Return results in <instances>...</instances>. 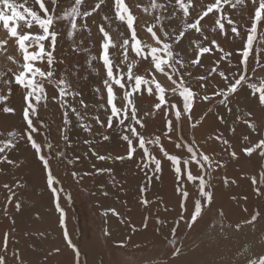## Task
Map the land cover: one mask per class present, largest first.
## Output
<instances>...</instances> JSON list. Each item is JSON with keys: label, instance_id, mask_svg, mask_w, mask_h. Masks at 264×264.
<instances>
[{"label": "rangeland", "instance_id": "1", "mask_svg": "<svg viewBox=\"0 0 264 264\" xmlns=\"http://www.w3.org/2000/svg\"><path fill=\"white\" fill-rule=\"evenodd\" d=\"M108 1H111L112 8L115 14V0H105V2ZM13 2L20 4L24 3V0H13ZM73 2L74 0H57V3L55 5V16H61L65 9L69 8ZM94 2L95 0H85V5L94 4ZM153 2L157 4H164L165 8H153ZM209 2H211V0H185V3H188L190 5V15L186 18L187 21L190 22L192 16L200 13L204 9L205 5H207ZM44 3L51 12L53 8L51 0H44ZM124 3L130 8L133 16L136 18L134 21V28L136 29L137 33L139 30H141V21H147L149 24H151L156 20L157 17H163L165 25H171V28H169L170 31L173 29L182 30L184 27L185 18L183 15V11L179 8V5L175 3V0H124ZM247 3L250 2L247 0ZM25 6L32 8V10L37 11L38 14L43 16V12L41 9H39V5L35 3V0H27ZM84 7L85 6L82 5L81 11H84ZM243 10H245V8H243ZM5 11H7V9H5ZM105 15L109 17V21H104L102 19V17ZM219 15V13L213 12L210 13L208 17H205L204 20L201 21V25L203 26L202 30L210 38H215L218 44L226 52L232 53L235 50L234 44L236 40L242 39L241 37H244L246 39V29H248L252 24L254 12L252 13L250 10H248V14H243L242 17V14L238 7L233 9L230 7V5L223 4V15L236 22V26L241 33V37H236L235 34L230 33V37L226 38V35L221 33L220 30L218 32H213L210 27L217 28L218 25H215L214 18L218 17ZM169 16L171 17V19H168ZM247 18H249V20ZM222 21L227 22V20ZM83 22L84 21H82L81 19H77L78 29L71 38L68 37L70 25L67 20H59L54 24V28L59 33L57 35L56 49H60V47H66L64 52L68 53V55L73 56V58L75 57V60H67L71 58V56H69L67 57L66 61L62 63V65H53L55 69V76L53 77V79H56L60 76L66 77L67 81L71 84L72 90L79 91L82 94L80 97H77L76 100H72L71 97H68L67 99L71 101L73 106H75L82 115L85 114V111L87 112L85 122L92 124V134L90 135L89 133L85 132L76 121L75 116L70 113L69 118L72 120V124L69 126V131L67 133L69 136V141H64L61 135L56 138L53 135L54 132L52 130L53 127L51 126V122L46 125V122L43 119L45 110L43 109V107H40L41 105H45V101L43 99H41L39 103V112L37 117L33 118V123L38 124V126L45 123L44 125H46V128L48 130V142H51L53 144L51 155L55 160L58 159L61 161V165L63 166L65 175L67 179H69V182H64L63 180H61L63 178H58L57 174L54 172H52L53 176L56 181L60 182V184H58L61 185L63 191H68L70 189L69 191H72V193L74 194H71V196H75V198L77 199L78 211L80 209L77 216L79 221L75 220L77 214L75 215V212L72 210V200L65 196L66 201H69V205L71 208L70 210H66L62 206V203L64 201L60 202L59 200L61 207L64 209V211L66 210V224H69L67 229H71L73 232L77 230L78 232H75L77 234L84 233L85 239L88 243L91 242V244L97 245L95 246L97 247L98 256L97 254L93 255L94 259L96 257L97 258L95 259L96 262L94 261L92 264H248L250 260H254L261 256H264V233L259 230V228L261 230H264V227H261L262 223L264 222V216L261 215L256 221V225L259 224L257 226L259 228L255 227L251 232L242 229L245 221L248 218H251L252 215H254L252 211L254 212L258 207L259 209H257L260 212L262 209V205L264 206V195L255 198L254 193L252 194V190L257 185L259 186V183H257L256 185L252 183V178L255 177L257 182H259V173L262 169H264L262 168V165H264V159L260 158L259 156L254 157V154L252 155V157H248L241 151L243 147L252 146L259 137H257L256 134L252 133L250 129H247L246 132L241 133L240 135L226 134L222 132H215L212 134L205 133V130H203L204 128H202V124L209 117L210 113H216L217 111L225 112V115H228L229 113L228 109L223 107L224 105L218 103L220 97H216L213 95V92L217 87L224 86V82H216L210 79L207 82H202L205 84L204 88L202 89H205L208 92L209 96L212 97L211 100L204 101V103H206L207 105V113L205 111L202 116H200L201 118H199L196 122H193L192 113V118L188 119V123L191 127L190 130H187L186 132H183V130H181V132L178 131L176 129L175 109L171 108L168 103L162 105L159 110L155 109V103L159 102L156 99H154V103L151 105V107L145 108V110L142 108V106H139V104H137L139 106H137L138 118H142L145 127H140L138 125L136 127L139 132L144 134L146 139L148 138L154 140L155 137L159 136L160 140H162L161 144L163 145L164 150L169 154H175L178 157H181V154L187 155L186 148L183 150L176 148L174 142H178V138H183V143L185 145L191 144V146L198 152H204L208 155H211L213 152V156L215 158V166L211 169H208L210 171V176H205L206 181H208L210 185V187L206 190H210L213 193V203L206 208V211L203 213V217H210V223L208 224V226L220 229L221 233H228L230 236H232L229 226L232 228L233 226L230 225L225 217L233 216L237 220V224H240L239 229L234 227V231L237 235V238L234 240V244L228 245L231 243L230 239H225L218 233H215L214 235L206 239L202 238L196 233V236L192 238L193 241H195L193 242V246L196 244L195 248L187 247L183 243L182 239L178 238L179 236H174L176 238L172 237L173 233L171 232V229L172 227H174L172 210H174L175 212L174 218L178 216V213L180 211L178 207L180 195L176 191V189L184 187L187 188L188 191L190 190L189 207H191V197L198 198V190L197 193L191 191L189 186L194 185L191 182H187L185 184L183 178L179 182H177L175 177V170L171 166V162L164 157L163 153L161 152L160 146L155 144H146L149 147V150H151V155L155 156L156 159H160L162 164L166 162L168 165L170 164L169 167L168 165L162 167V173L160 172L161 177L158 176V184H161L160 190L163 194L162 198L164 199L165 197H167L169 199L167 202L164 201L167 207L165 209L163 208V210L160 211L161 213L159 216V219L161 221H164L165 229L163 230V232H165V235H161L162 233H160L155 240L148 239V241L144 242L146 244L140 243L134 245L135 243L127 241L129 233H132V231L130 230V222L128 221V218L125 217V215L133 212V209H131V207H128L127 210L128 205L125 206L124 201H120V198L123 196L127 203H130V201H136L137 199L139 200L138 203L141 205V198L147 199V197L142 194L145 193V191H140V185H142V179L140 178L142 175H140L139 178H136L134 176V172L131 168H129V160H125L123 162L115 159L99 160L96 156H93L92 152L90 151L91 148L98 154L115 157L119 155H125L127 145L126 142L121 140L120 138V128L116 121H114L113 129H107L106 127L102 129L98 125H96V122L94 120L90 119L92 115H98L101 120H104L106 118L105 110L99 108V105L105 102L104 100L100 99V96H106V89H104L102 84V79L105 76V69L103 68L102 62L99 59L97 61H93L92 68H95L99 71V76H97L92 71V69L89 68L87 61L90 55H96L97 57H99L102 52V34L98 32V24H104L106 30L110 32L113 39L118 42V46L119 42L124 37L130 35V30L127 29V26L124 22L116 18L115 15H111L109 13V8H105V3L102 4L101 8L94 12L92 16L87 18L88 26L91 29L90 35L88 30L87 32H85L83 31L82 27H80ZM109 24H111V27H109ZM11 26H17L18 30H22L26 33H42V30L39 29V26L35 24V22H33L31 28H26L23 21H13ZM259 28L260 32L257 33L256 37L257 42L256 44H253V49L255 48L256 52L254 57L251 58V63H248L249 72L246 78L248 83H255L252 80L253 73H255V71L257 70V66L260 64V62L257 63L256 58H260L262 44L261 42H263L264 38V20L261 21ZM113 29H116V31H113ZM120 33H123V36H121ZM5 34H7V36ZM146 34H148L147 31L143 33V36H137L138 38L143 40V37ZM150 36L151 34L149 35V37L147 35L145 43H150ZM84 37L87 39H85ZM196 37H200V34L196 33L194 29H189L185 32L184 38L180 42V44L183 45V48L181 49L182 54H180L183 56L184 60H186V63H188L189 66H193L190 64V60L191 57L195 55V52H193L192 48V42L198 41V38ZM4 40H8L7 44L9 45H11V41H13L12 39H9L8 33L3 29L2 22H0V42ZM13 43L17 48L16 50H18V45H16L14 41ZM26 43L30 44L31 42ZM44 43L47 49L49 42L44 41ZM237 44L240 45L239 41L237 42ZM74 45L77 46V55L74 54L76 53V51H72V47ZM8 49L9 46L7 45L3 48H0V70L11 68L13 72H18L20 70L18 64H5L2 61L3 58L13 56L19 63H23L20 53L16 54L15 51L13 52V54L11 53L8 55ZM84 49H87V51H85ZM34 50H36L35 46L29 48V51ZM10 51L12 52V48L10 49ZM113 51L117 50H110V55ZM216 52L220 54L219 51ZM53 55L56 61H60L59 59H57L59 55H56V53H53ZM128 55L129 63L133 60H136V58L139 59V57L135 56V52L132 51L131 48H129ZM217 55L218 54L213 52L205 54V57ZM113 59L115 63L119 64L123 57L119 53V51H117V54ZM189 66H187L188 70H196L194 66ZM126 67V64H120L121 70L126 69ZM147 67V61H139L138 65L133 68V72L139 74L138 72H140L139 70H141L145 73ZM212 67V65H207L205 68H203V70L197 71L198 75L209 73ZM253 69H255V71H253ZM115 71L116 70L114 69V72ZM74 72L75 74H73ZM8 76H12V73H9ZM84 77H87V79H84ZM7 78L8 77H5V79ZM159 79H161V81L164 83V78L162 76H159ZM190 81L191 78L189 76L185 79L186 85L191 86L192 81ZM45 87H47L45 89L48 93L47 106L45 109L46 112H51V109L55 108V116L58 115L59 117L58 132H60V129L63 127V110L59 108L56 101L52 99V96L55 92L54 86L45 83ZM114 87L118 89V86ZM96 88H100V93L95 92ZM120 91L122 90H118V95ZM0 94L7 95V86L3 83H0ZM56 94L58 95V93ZM250 94L251 89L248 88L246 84L242 85L238 89V92L236 94H233L229 97L231 103L228 105V108L243 106L242 108H240L243 109L242 111H237L239 115L240 113L251 111L256 114L255 122L258 125H264L263 115H258V111H255L256 108L251 107L250 103L249 105L247 103V101H253V99L248 100L247 98ZM240 98H242V100H240ZM79 99H83L85 103L89 105L87 110L81 109L79 103L77 102ZM238 99L241 102H238ZM174 100H181L182 102V97H179L178 94H172L170 92L166 93V101L175 103ZM195 102L196 98L194 99L192 110L195 108ZM6 103L14 107L16 111L15 115H6L0 112V132H3L5 134L4 136H0V140L7 139V133L13 130L19 131L26 135V122L23 121L21 116V109L24 101L23 91L21 90L20 86L13 83L12 94L8 97ZM209 109H211V111H209ZM145 113H149V115L145 116ZM47 118L49 119V117ZM168 120L173 121V127L176 129V131L170 134H168L166 131ZM127 123L128 122L126 121V124ZM230 126V121L228 120H224V122L220 120L217 124V127L222 130ZM39 128L42 129L41 126ZM200 129H202V131H200ZM38 131L37 134H40V129H38ZM262 131H264V128H262ZM247 132H249V134L245 135ZM97 133L107 134L111 137V139L109 141H103L101 136L97 135ZM174 133L176 135H174ZM252 134H254L255 137H253ZM33 135L35 136L34 139H36V134ZM168 135L171 136V140L167 138ZM217 136L222 137V139L228 140L231 147L229 148L227 145H224L221 140H217ZM245 136L249 137L248 141L244 140ZM211 139H213L212 142L215 144L209 147L210 152H208L206 146L207 143L211 142ZM38 140L37 142L39 143L43 141L40 139ZM86 140H91L93 141V143L89 145L85 143ZM42 147L44 148V152H48V149L45 146ZM60 151L64 153V156L56 158L55 153ZM231 151H235L237 153L236 158H233L230 155ZM4 155H7V157L13 161H17L19 163V166L7 165V167L5 168L6 171L4 170L3 176L0 177V247H2L5 233L7 234V231L9 230L12 233V236L9 238L7 243V251H0V255H4L6 257L7 264H17V260L13 256L14 251H18L20 257L24 261V264H64V260L67 259L64 254V249L67 246V243L63 239V237L60 239V233H62V229L58 225L59 213L55 211L56 195L51 192V190L46 185V171L42 167L41 161L35 154L34 149L31 148L30 143L25 142V140L23 139L19 140L18 144H16L15 146V149L8 148L4 153H0V157ZM181 161L183 164L184 159L181 158ZM72 162L74 163L77 171H75ZM193 167V169L197 172L198 166L194 165ZM24 168L26 170L25 176L21 177L22 179H24L22 180L17 176V173L20 169ZM205 168H208L207 164L205 165ZM97 169H112V174L110 176L107 172L97 173ZM215 170H217L220 174V179L222 181L220 195L214 190L215 179L213 178V175L215 173ZM73 172L78 173V176L73 177ZM243 172H246L244 177ZM86 173L90 174L86 175ZM113 176L115 177V180L117 182L115 186H113L112 183ZM225 178L228 181L227 184H225ZM83 179L86 181V189L83 188V185L81 183ZM9 181L13 183V186L16 187L15 195L12 196L11 203H8L9 195H7V189L4 187V185L8 184ZM233 181H235V183H233ZM243 185H245V187H243ZM96 186L100 189L101 193H108V195L105 196V201L109 205L110 209H115L116 212L119 213L118 216L114 215V219H109L107 214L103 210H101V208H98L97 203L95 204L93 202L92 191ZM21 187L22 189L20 190ZM227 190L231 192L229 195L226 193ZM243 191H245L246 193ZM250 194H252V196ZM134 196L136 198H134ZM228 199L231 204L226 206ZM261 199L263 200L261 201ZM17 202L21 204L19 211H17L16 209ZM124 207H126V210L124 209ZM37 215L39 216V218H37ZM243 215L245 217H243ZM247 215L249 216L246 217ZM222 218H224L226 222L225 220L221 221L220 219ZM71 219L74 220L71 221ZM243 219L244 221L241 222ZM8 221L11 222V224L14 222V225H11L8 230H5V225ZM15 222L18 223L16 227H14ZM198 223L201 225V223L203 224V221L201 223ZM41 233H43V235H41ZM246 234L249 237L251 236V239L249 238V241L244 242V237L246 236ZM122 243L124 246H121ZM56 248L61 249V251L57 253L55 251ZM69 249L70 248L68 247L67 250L69 251ZM176 249H180L179 256L173 255ZM256 251L259 252V254ZM69 256L73 257L72 254H70ZM179 259L181 261H179ZM69 262L71 261L69 260L68 263ZM81 263L84 264V261L81 260L80 264Z\"/></svg>", "mask_w": 264, "mask_h": 264}, {"label": "snow or ice", "instance_id": "2", "mask_svg": "<svg viewBox=\"0 0 264 264\" xmlns=\"http://www.w3.org/2000/svg\"><path fill=\"white\" fill-rule=\"evenodd\" d=\"M253 4H256V0H251ZM27 0H24V3H15L13 0H0V22H2L3 29L9 35V39H12L16 45H18V51L22 57L23 63H19L13 56H9L8 59L14 63L18 64L19 71L13 72L11 68L0 70V83H3L7 86V95L0 94V112L8 115H15V108L6 103L9 96L12 94V85L20 86L23 91V101L24 104L21 109V116L23 121L26 122V135L13 130L7 133V139L0 140V153H4L8 148H14L20 139L25 140V142L30 143L31 148L34 149L35 154L42 163V167L46 171V185L56 194V203L55 211L59 213L58 216V225L62 229V237L66 241L67 246L72 250L73 260L71 264H80V250L78 246L70 238L69 231L66 225V213L61 207L59 202L60 196L59 193L63 191L62 188L53 187L54 184L59 182L55 180L49 161V155L52 152L53 144L48 142L47 137H45V147L48 149V152H44V148L41 143L37 142L34 139L33 134L38 131V128L33 123V118L38 115V106L43 99L45 101V106H47L48 93L45 89V83L53 85L55 92L52 96V99L56 101L59 108L62 111V125L60 129V135L64 141H69L68 131L69 126L72 124V120L69 118V114H73L76 118V121L79 123L80 127L90 135L92 134V124L86 123L87 112L82 115L80 111L77 110L75 106L71 103L68 97H71L72 100H76L77 97H80L82 94L79 91H74L71 88V84L67 81L66 77L60 76L56 79H53L55 76V69L53 67L55 57L53 53L56 51L57 47V35L58 31L54 28V24L59 20H67L69 22L70 28L68 31V37L71 38L78 29L77 19L84 21L80 27L87 29L89 35L91 34V29L88 26L87 18L92 16L94 12L101 8V5L105 3V0H95L94 4L85 5V0H74L71 6L63 12L59 17L55 16V5L57 0H51L53 5L52 11H49V8L45 6L44 0H35V3L39 5V9L42 10L43 16L38 14L37 11L32 10L30 7H26L25 4ZM175 3L179 5V8L183 11L185 18L184 27L182 30L173 29L169 31L171 25H165L163 17H157L150 26H147V32L151 34L153 43L147 44L142 39L138 38L137 31L134 28L135 17L133 16L130 8L124 3V0H115V16L120 21L124 22L127 26V29L130 30V35L124 37L118 46V42L113 39L112 35L108 30H106L103 23L98 24V32L102 34L101 39V48L102 52L99 57L96 55H90L87 63L89 68L99 76V71L95 68H92V62L97 61L98 59L102 62L103 68L105 69V76L102 79V84L104 89H106V96L101 95L100 99L105 102L99 105L100 109H104L106 113V118L101 120L98 115H92L91 120L96 122L100 128L113 129L114 121L118 123L120 128V138L126 142L127 149L125 155L119 156H107L98 154L95 150L90 148L93 156H96L99 160H109L115 159L121 162L125 160H133L135 154L138 150H142L143 156H151L149 148L146 147V144H155L159 145L161 152L164 157L171 162V166L175 170V177L177 182L182 178L184 183L191 182L196 189H198V198L191 199V207H189L190 193L184 188H177L176 191L180 195V200L178 202L179 213L178 216L174 219V227L171 229V232L174 234L176 230L181 226L186 228H192L199 221L203 220V213L206 211V208L213 203V193L210 190H206L210 187L209 182L206 181L205 176H210V171L213 167L212 158L205 154L204 152H198L195 150L191 144L185 145L182 139L178 138V142H174L177 149H185L188 154H190L189 159L184 160L183 164L181 157H178L175 154H169L164 150L163 145L161 144L160 137L157 136L155 139H146L143 133L137 130V125L140 127H145L142 118H138V108H137V99L133 98L134 94L137 93H146L152 97H158V103H155V109L159 110L162 105L168 103L171 108L175 109V119L177 122L181 120L182 113L188 114V118L191 119V110L194 104V99L199 97L203 101H209L212 99L209 96L207 91L194 92L191 86L186 85L185 75L191 76V72H187V65L184 61L183 56L180 54L181 49L177 48L176 45H179L181 40L184 38L185 32L189 29H194L196 33L200 34L201 41H193L195 44L194 51H197V55L193 56L190 60V64L193 66H203L201 63L200 57L207 53H213L219 51L222 55L219 57V60L211 68L209 73L201 74L195 77L198 81L207 82L213 73L219 76L224 81L223 87H217L213 95L220 97L218 103L224 105L229 112L232 111L231 108H228V105L231 103L229 99L230 96L236 94L238 89L246 84L248 88L251 89L252 93H259L257 99L259 105L264 107V81L261 82L258 87L255 83H248L246 79V73L248 71V59L253 50V44L256 40L258 27L261 24V21L264 20V0H259L258 7L254 10V17L252 25L246 29V44L245 49L242 52V64L243 67L237 69H232V76L226 75L225 71H218V65L224 59L230 57L232 54L226 52L216 41L215 38H210L202 30L203 26L201 21L205 17H208L210 13L216 12L220 15L215 18V25H218L219 30L224 35H228V32H225V24L222 23V20H227V24L230 26V33L235 34L236 37H241V33L236 26V22L230 18H227L223 15V4L230 5L231 8L235 9L237 7H245L247 0H211L204 9L192 16L191 21H187L189 17V7L188 3H185V0H175ZM84 5V11H81V7ZM153 8H165L164 4H157L153 2ZM7 9V11H5ZM22 9V11H21ZM104 21H109L107 15L103 16ZM168 19H171L169 16ZM13 21H23L26 28H31L33 22L39 26V29L42 30L41 34H31L18 30L17 26H11ZM146 24L148 22H145ZM111 27V24H109ZM116 31V29H113ZM213 32H216L217 29L213 27ZM123 36V33H120ZM244 39V37H241ZM44 41H48V48L46 49ZM206 41L207 44L202 46L203 42ZM26 42H31L26 43ZM8 40L0 42V48H3L7 45ZM82 43V41H81ZM35 46L34 51H29V48ZM129 48L135 52V56L141 58L142 60L147 61V69L144 74H137L133 72V68L138 65V61L133 60L129 63ZM116 49L122 55L123 59L119 64L114 62V57L117 54V51H113L110 55V50ZM73 50H77L75 47ZM87 51V49H84ZM257 63L260 62V58L257 57ZM59 63H64L63 60H60ZM120 64H126V69L121 70ZM46 65V66H45ZM264 67V65H261ZM114 69L116 70L114 72ZM255 71V69H253ZM9 73H12V76H8ZM75 74V72L73 73ZM162 76L167 83H163L158 75ZM5 77H8L5 79ZM14 77V79H13ZM39 77V79H38ZM87 79V77H84ZM154 85V88H153ZM114 86H118V89ZM130 86V90H129ZM204 83L200 84V88H204ZM118 90L120 91L118 95ZM96 93H100V88L95 89ZM178 94L179 97H182V107H177L175 103L171 101H166V93ZM58 93V95L56 94ZM81 109L87 110L89 105L85 103L83 99L77 101ZM211 111V109H209ZM145 116L149 113H145ZM126 121L128 122L126 124ZM237 122H242L248 126L252 133L256 134L258 140L249 147H243L241 151L248 157H252L253 153H257L258 156L264 159V125H258L255 117V113L248 111L244 112L241 115L236 116ZM224 122V121H222ZM235 131L233 127L231 129ZM167 133L170 134L176 129L173 127V121H167ZM3 132H0V136H4ZM100 135L103 141H109L111 137L104 133H97ZM167 138L171 140V136L168 135ZM217 140H221L224 145H227L229 148L231 145L226 139L217 136ZM248 136L244 137L245 141H248ZM98 142V141H97ZM85 143L91 145L93 141L86 140ZM230 155L233 158L237 157L235 151H231ZM64 153L62 151L56 152L55 157H63ZM7 163L9 165L19 166L17 161H13L4 155L0 157V164ZM151 163H154V173H159L162 170V162L160 159H156L154 156H151ZM195 164L198 166L197 172L194 174L191 165ZM208 165V168H205V165ZM187 166V167H185ZM144 168H148V164H143ZM264 168V165H262ZM3 169H0L2 172ZM107 172L110 176L112 174V169H97V173ZM90 173H86L88 175ZM73 177L78 176V173L73 172ZM113 186L116 185L115 177H112ZM225 183L228 181L225 178ZM235 183V181H233ZM252 183L256 185L259 183V186L255 188L256 194L264 195V170L260 172L259 182L256 178H252ZM4 187L8 189L12 195L8 198V203H11L12 196L15 193L12 191L10 185L5 184ZM141 192L145 191V188L140 189ZM105 196L108 195L107 192L103 193ZM70 198V197H69ZM143 207H147L151 201L145 198H141L140 201ZM21 204L16 203L17 211L20 210ZM167 210V209H166ZM114 215H119L115 209H111ZM246 211V209H245ZM223 214V213H221ZM261 216V213L257 210L254 215L251 216L249 220L246 221L248 224H254L258 218ZM37 218L39 216L37 215ZM150 217L145 216L143 221V228L148 227V221ZM123 222V221H122ZM157 223L163 224V221L157 217ZM237 229L240 228V224H236ZM132 231H136L135 226L131 228ZM43 235V233H41ZM8 235L5 234L4 240L2 242V247L0 251H7ZM174 244V242H173ZM121 246H124L123 243ZM55 251L59 253L61 249L56 248ZM174 256L180 255V249H176L173 253ZM13 256L17 260V264H24L23 259L20 257L18 251L13 252ZM0 264H7V259L4 255H0ZM248 264H264V256H261L257 259L250 260Z\"/></svg>", "mask_w": 264, "mask_h": 264}, {"label": "bare ground", "instance_id": "3", "mask_svg": "<svg viewBox=\"0 0 264 264\" xmlns=\"http://www.w3.org/2000/svg\"><path fill=\"white\" fill-rule=\"evenodd\" d=\"M250 3H247L246 4V6L245 7H238L239 9H240V12H241V16L243 17V14H248V10H250L252 13L254 12V10H255V7H257L258 6V3H259V0H256V4H253L252 2H251V0H248ZM110 5H112L111 3H110ZM110 6H109V4L107 3V2H105V8L106 9H108ZM243 8H245V10H243ZM251 14V13H250ZM180 16V15H179ZM252 16V15H251ZM248 20H249V18H247ZM253 20V19H252ZM215 21V20H214ZM254 21H252V23H253ZM250 23H251V21H250ZM144 25V29L147 31V26H150L151 24H149V23H147V24H143ZM250 25V24H249ZM252 25V24H251ZM250 25V26H251ZM260 27V26H259ZM258 27V33L260 32V28ZM216 28V27H215ZM247 28V27H246ZM210 29L212 30L213 29V27H210ZM217 31L216 32H218L219 31V27L217 26ZM244 30V29H243ZM40 31V30H39ZM84 31V30H83ZM170 31V30H169ZM85 32H87V30H85ZM225 32H228V35H226V38L227 37H230V31H229V28H226L225 29ZM139 33V32H138ZM143 33V32H142ZM199 34V33H198ZM6 36H7V34H5ZM147 35V34H146ZM149 35H150V33H148V37H149ZM199 36V35H198ZM83 41V40H82ZM143 41H144V37H143ZM199 41H201V40H198L197 42H199ZM12 43H13V41H11ZM145 42V41H144ZM232 42V41H231ZM256 42H257V38H256V40H255V42H254V44H256ZM11 43V45H9V44H7V46H9V51H8V55L9 54H13V52H15L16 51V54L17 53H19V51L18 50H16L17 48L14 46V43L12 44ZM153 43V40H152V37L150 36V43L149 44H152ZM206 43L207 42H203V44H202V46H204V45H206ZM262 44H261V53H260V64L257 66V70L255 71V73H253V77H252V80L255 82V84L259 87L260 86V84H261V82L262 81H264V67H262L261 65H264V38H263V42H261ZM229 44V43H228ZM245 44H246V39L244 38V39H242L241 40V43H240V46L238 45V44H234L235 46H234V52H232L231 54V56L230 57H228V58H226V59H224L222 62H220L219 63V65H218V71H221V70H227V71H225V73H226V75H228V76H232V69H237V71H238V69L240 68V67H243V64H242V52H243V50L245 49ZM77 48V46L76 45H74L73 47H72V51H75V50H73V48ZM176 47L177 48H179V49H182L183 48V45L182 44H179V45H176ZM12 48V52L10 51V49ZM192 48H193V52H195V55H196V53H197V51H194V49H195V44L194 43H192ZM66 49V47L65 48H62V47H60V49H56V51L54 52V53H56V55H59V57L57 58V59H59V60H63L64 62L66 61V59H67V57H69V56H71V55H68V53H66V52H64V50ZM58 51V52H57ZM255 52H256V50H255V48L252 50V52H251V54H250V56H249V59H248V63L250 64L251 63V58H253L254 57V55H255ZM70 53H71V51H70ZM216 54H218L217 56H206L205 57V54L203 55V56H201L200 57V59H201V63H202V65L203 66H194L195 68H196V70H193L192 71V69H191V71H190V69L188 70V68L186 69L187 70V72H191L192 73V75L190 76V78H191V81H192V83H191V88L193 89V91L194 92H196V91H199V92H204V91H206L205 89H202V88H200V84L202 83L201 81H198L195 77H197V75H198V72L197 71H199V70H203V68H205L207 65H212V66H214L215 64H216V62L219 60V57L222 55V53H217V52H215ZM6 54V55H7ZM75 54V53H74ZM182 54V53H181ZM73 55V54H72ZM194 55V56H195ZM19 56V55H18ZM17 57V56H16ZM132 57V56H131ZM192 58V57H191ZM67 60H75V57L73 58V56H71V58H69V59H67ZM136 60L139 62V61H144V60H142L141 58H136ZM2 61L5 63V64H10V63H12L8 58H3L2 59ZM21 61V60H20ZM56 61V60H55ZM185 61V63H186V60H184ZM74 62V61H73ZM145 63V62H144ZM57 64V66H59V65H62V63H59V61H56L55 63H54V65H56ZM12 65V64H11ZM186 65L187 66H189L188 65V63H186ZM46 66V65H45ZM56 66V67H57ZM61 67V66H60ZM59 67V68H60ZM189 67H193V66H189ZM194 68V69H195ZM140 72H138L139 74H144V71H141V70H139ZM248 72H249V69H248V71H247V73H246V78H247V76H248ZM158 75V78H159V74H157ZM187 77H189L188 75H185V79L187 78ZM161 80V79H160ZM210 80H212V81H216V82H219V81H223L219 76H217L215 73L210 77ZM190 81V82H191ZM220 82V83H221ZM224 82V81H223ZM164 83H167L165 80H164ZM205 85V84H204ZM130 87V86H129ZM45 88H47V87H45ZM239 95V94H238ZM258 95H259V93L257 92V93H255V94H253L252 93V91H251V94L247 97L248 98V100H250V99H253V101H247V103H248V105H249V103H250V106L251 107H255L256 108V110L255 111H258V115L260 114V115H263V117H264V107H262L261 105H259V103L257 102V97H258ZM133 98H138L137 99V104H139V106H142V108L145 110V108H150L151 107V105L154 103L153 101H154V99H156L157 101H158V97H152V96H149V95H147L146 93H137V94H134V97ZM171 100V99H170ZM240 100H242V98H240ZM175 101V104L177 105V107H182V102H181V100H174ZM238 102H241V101H239V99L237 100ZM215 102H217V101H215ZM52 103V102H51ZM245 103V102H244ZM54 104V103H53ZM169 105V104H168ZM233 105H235V104H233ZM232 105V106H233ZM55 106H57V105H55ZM138 106V105H137ZM138 106V107H139ZM245 106H247V105H245ZM40 107H43V109L45 110V114L43 115V119H44V121L46 122V125H48L50 122H51V126L53 127L52 128V130H53V132H54V136L56 137V138H58V136H60V132H58L59 131V117H58V115H56L55 116V112H54V109L55 108H52L51 109V112H46V106L45 105H41ZM224 107V106H223ZM243 106H236L235 108H231L232 109V111L231 112H229L228 113V115H225V112H219V111H217L216 113H214V112H212V113H210V115H209V117L205 120V122L202 124V128H204L203 130H205V133H207V134H212V133H215V132H222V133H226V134H233V135H235V134H238V135H240L241 133H244V132H246V130L247 129H249L248 127H247V125L246 124H244V123H242V122H235L236 121V116L237 115H239L238 114V112L237 111H242L243 109H240V108H242ZM249 107V106H248ZM247 107V108H248ZM141 108V107H140ZM139 108V109H140ZM254 108V109H255ZM142 109V110H143ZM206 109H207V105H206V103H204V101L202 100V99H200L199 97H196V102H195V108H194V111H193V114H192V116H193V122H196L199 118H201L200 116H202V114L206 111ZM223 109V108H222ZM240 109V110H239ZM221 111V110H220ZM253 111V110H252ZM260 111H262V112H260ZM39 112V111H38ZM57 113V112H56ZM206 113H207V111H206ZM142 114V113H141ZM241 114H243V113H240V115ZM207 115V114H206ZM256 115V114H255ZM42 117V116H41ZM47 117H49V119L47 118ZM225 117V118H224ZM188 114H186V113H182V116H181V120L179 121V122H177L176 121V129L178 130V131H180L181 132V130H183V132H186L187 130H190L191 129V127H190V125H189V123H188ZM220 120H222V121H224V120H228V121H230V127H226L224 130H222V129H220L219 127H217V124H218V122L220 121ZM226 123V122H225ZM45 124V123H44ZM44 124H42V125H40L41 127H42V129L41 128H39L40 126H38V124H35L34 123V125L38 128V129H40V131H41V133L40 134H37V132L36 133H34V134H36V140H38V139H40V140H43L42 142H41V145L42 146H44L45 145V137H47V132H48V130H47V128H46V125H44ZM196 124V123H195ZM223 125V124H222ZM225 125V124H224ZM201 126V125H200ZM223 127V126H222ZM235 128V131H232L231 129L232 128ZM198 128V127H197ZM148 129H149V127H148ZM147 131V130H146ZM200 131H202V129H200ZM39 132V131H38ZM189 132V131H188ZM249 134V132H247L245 135H248ZM174 135H176L175 133H174ZM186 135V134H185ZM253 135V137H255V135L254 134H252ZM34 136V135H33ZM188 136V135H187ZM35 137V136H34ZM117 137V136H116ZM249 138V137H248ZM148 139V138H147ZM180 139H182L183 140V138H180ZM47 140H48V138H47ZM39 141V140H38ZM213 141V139H211V142H209V143H207V146H206V149H207V151L208 152H210V150H209V147L211 146V145H213V144H215V143H213L212 142ZM216 141V140H215ZM161 143H162V140H161ZM18 144V143H17ZM150 145V144H149ZM20 146V145H19ZM18 147V146H17ZM146 147H148L147 145H146ZM21 148V147H20ZM149 148V147H148ZM14 149H15V147H14ZM13 151V150H12ZM21 151H23V150H21ZM48 151V150H47ZM150 151V153H151V150H149ZM15 152V151H14ZM259 152V150H257V153ZM257 153H254V157L255 156H258V154ZM152 156V155H151ZM151 156H143L142 155V150H138L137 151V153L135 154V156H134V158H133V160H130L129 161V168H131L132 169V171L134 172V176L136 177V178H139V176L140 175H142L141 176V178L140 179H142L141 180V183H142V185H140V189L143 187V188H145V193H142L144 196H146L147 197V199L149 200V201H151V203L147 206V207H143L142 205H140L139 203H138V201L139 200H137L136 199V201H130V203H127L126 201H125V198L122 196L120 199V201H124V205L125 206H127V210H128V207H131V209H133V212H131V213H129V214H126L125 215V217L126 218H128V221L130 222V227L132 228V226L134 225L135 226V228H136V231H132L131 229V231H132V233H129V237H128V242H132V243H135L134 245H136V244H140V243H144V242H146V241H148V239H153V240H155L158 236H159V234L160 233H162V231L165 229V225H163V224H159V223H157V217H159L160 216V211L161 210H163V208L165 209L166 207H167V205L164 203V201H168L169 199L167 198V197H165L164 199L162 198V193H161V184L159 185L158 183H159V180H158V176H160L161 177V174H160V172L159 173H154L153 172V169H154V163H151ZM211 158H212V162H213V167L215 166L214 164H215V158H214V156H213V152H212V154L211 155H209ZM12 157V156H11ZM72 157V156H71ZM155 157V156H154ZM188 156L187 155H184V154H181V158H183L184 160L187 158ZM156 158V157H155ZM49 159H50V167H51V170H52V172H54V173H56L57 174V177L59 178V177H61V178H63V179H61V180H63L64 182L65 181H68L69 182V179H67V177H66V175H65V171H64V169H63V166L61 165V161L60 160H55L54 159V157L50 154L49 155ZM78 159V158H77ZM75 161V160H74ZM145 163H147L148 164V168H144L143 167V164H145ZM72 164H73V166H74V169H75V171H77L76 170V167H75V165H74V163L72 162ZM7 165H9V164H7V163H3V164H0V169H3V171L2 172H0V177L1 176H3V173H4V170H5V168L7 167ZM163 166L162 167H165V166H167L168 164H167V162L166 163H164V164H162ZM195 164H192L191 165V167H192V170L193 171H195L193 168V166H194ZM170 166V164L168 165V167ZM185 167H187V166H185ZM144 169H145V171H144ZM173 169V168H172ZM8 170V169H7ZM25 168L24 169H20L19 170V172L17 173V176L18 177H23V176H25ZM262 170H264V169H262ZM261 170V171H262ZM6 171V170H5ZM143 171V172H142ZM260 171V172H261ZM215 173H214V179H215V182H214V188H215V191L220 195L221 194V186H222V181H221V179H220V174L218 173V171L217 170H215L214 171ZM236 172V171H235ZM13 173V172H12ZM162 173V172H161ZM196 173V172H195ZM194 173V174H195ZM223 173V172H222ZM230 174V173H229ZM228 174V175H229ZM260 174V173H259ZM224 175V174H223ZM227 175V174H226ZM258 175V174H257ZM14 176V175H13ZM12 176V177H13ZM11 177V176H10ZM5 178V177H4ZM22 179V178H21ZM22 180H24V179H22ZM56 180V179H55ZM20 181V180H19ZM62 181V182H63ZM161 182H162V178H161ZM81 183H82V185H83V188L84 189H86V181L83 179L82 181H81ZM96 183V182H95ZM59 184H60V182H59ZM59 184H54L53 185V187H56V188H61V185H59ZM62 184V183H61ZM101 184V183H100ZM226 184V183H225ZM8 185H10V187H11V189H12V191L15 193V190H16V187L15 186H13V183H11L10 181L8 182ZM58 185V186H57ZM99 185V184H98ZM17 186H18V183H17ZM187 186V185H186ZM190 187V189H191V191H193L194 193H197V190L198 189H196V187L195 186H192V185H190L189 186ZM22 189V187L20 188V190ZM50 189V188H49ZM187 189V188H186ZM217 189V190H216ZM19 190V191H20ZM51 190V189H50ZM70 190V189H69ZM68 190V191H69ZM72 190V189H71ZM25 191V190H24ZM61 191L60 193H59V196H61V198H60V202L61 201H64L63 203H62V206L66 209V210H70L71 208H70V205H69V201H66V197L65 196H67L69 199H71L72 200V204H73V206H72V210L75 212V215H76V217H75V220L76 221H79L78 220V218H77V216H78V214H79V211H80V209H79V211H78V207H77V199L75 198V196H71V194L72 195H74L73 193H72V191ZM126 191V190H125ZM51 192H52V190H51ZM93 193H92V200H93V202L96 204L97 203V206H98V208H101V210H103L106 214H107V216H108V218L109 219H114V214L112 213V211H111V209L109 208V205L107 204V202L105 201V195L103 194V193H101V191H100V189L99 188H97V186L93 189V191H92ZM189 192H190V190H189ZM256 192V191H255ZM22 193V192H21ZM119 193H120V191H119ZM226 193L228 194V190L226 191ZM124 194H126V193H124ZM198 194V193H197ZM196 194V195H197ZM7 195H9V196H11L12 195V193L7 189ZM56 195V194H55ZM257 195V194H256ZM255 195V196H256ZM193 196V195H192ZM258 196V195H257ZM256 196V197H257ZM259 196H261V195H259ZM253 197H254V195H253ZM19 198V197H18ZM67 198V199H68ZM108 198V197H107ZM134 198H136L135 196H134ZM236 198V197H235ZM258 198V197H257ZM20 199V198H19ZM139 199V198H138ZM191 199H192V197H191ZM260 199V198H259ZM221 200V199H220ZM263 199H261V201H262ZM109 203V202H108ZM258 203V202H257ZM229 204H231V202L229 201V199H228V202H227V204H226V206L227 205H229ZM258 205V204H257ZM103 207V208H102ZM111 207V206H110ZM230 207V206H229ZM97 208V207H96ZM258 208V207H257ZM256 208V210H258ZM124 209L126 210V207H124ZM130 209V210H131ZM264 209V208H263ZM65 210V211H66ZM82 211V210H81ZM224 211V210H223ZM127 212V211H126ZM66 213V212H65ZM230 213V212H229ZM261 213H263V212H261ZM70 214V213H69ZM81 215V214H80ZM82 216V215H81ZM145 216H149L150 217V219H149V221H148V227L145 229V228H143V221H144V217ZM264 216V215H263ZM230 218V217H229ZM228 218V219H229ZM70 219V218H69ZM80 219V218H79ZM231 219V218H230ZM229 219V220H230ZM72 220H74V219H71V221ZM119 222V221H118ZM67 223V222H66ZM70 223V222H69ZM79 224H81V223H79ZM78 224V225H79ZM118 224V223H117ZM126 224V223H125ZM11 225L13 226L14 225V222L11 224V222H7L6 223V225H5V230H8L10 227H11ZM18 225V223L17 222H15V226L14 227H16ZM67 225V224H66ZM69 225V224H68ZM68 225H67V228H68ZM122 226V225H121ZM172 226V225H171ZM76 227H77V225H76ZM80 227V226H79ZM261 227L263 228L264 227V222L262 223V225H261ZM118 228V227H117ZM257 228H259V227H257ZM15 229V228H14ZM75 229V228H74ZM258 230V229H257ZM259 230L260 231H262V233H264V230H261L260 228H259ZM69 231V234H70V238L73 240V242L78 246V248H79V250H80V253H81V255H80V261L81 260H83L84 261V264H92L94 261H95V259L97 258H95L94 259V257H93V255L94 254H97V256H98V252H97V245L95 246L94 244H91V242L90 243H88L87 241H86V239H85V236H84V233H81V234H77V233H75V232H78L77 230L75 231V232H73L71 229L70 230H68ZM6 234V233H5ZM7 235H8V240H9V238L12 236V233H11V231L9 230V231H7ZM162 235H165V232H163L162 233ZM259 235V234H258ZM257 235V236H258ZM261 236V235H260ZM251 237V236H250ZM247 234H246V236L244 237V242H246V241H249V238H250ZM13 238V237H12ZM62 238V233H60V239ZM251 239V238H250ZM20 241V240H19ZM230 242H231V240H230ZM132 243H130V244H132ZM129 244V243H128ZM144 244H146V243H144ZM228 244V243H227ZM127 245V244H126ZM20 246H22V245H20ZM130 247V246H129ZM39 248V247H38ZM67 248H68V246H67ZM126 249H129V248H126ZM25 250H27V249H25ZM260 250V249H259ZM72 250L71 249H69V251L66 249V252L64 253L65 254V256H66V260H64V264H71V262H72V260H73V257L72 256H69L70 254H72L73 255V253L71 252ZM257 252V251H256ZM254 254V253H253ZM71 261V262H69L68 263V261ZM179 261H181L180 259H179ZM96 262V261H95ZM183 262V261H182ZM37 264V263H36ZM82 264V263H81Z\"/></svg>", "mask_w": 264, "mask_h": 264}, {"label": "crops", "instance_id": "4", "mask_svg": "<svg viewBox=\"0 0 264 264\" xmlns=\"http://www.w3.org/2000/svg\"><path fill=\"white\" fill-rule=\"evenodd\" d=\"M108 4H109V13L111 14V15H115L114 14V11H113V8H112V5H110V3H111V1H108L107 2ZM217 18V17H216ZM214 20H215V18H214ZM145 22H147V21H141L140 23H141V30H139L138 32L139 33H137V35L139 36V37H141V36H143V33L146 31L145 29H144V23ZM224 24H225V29L226 28H229L230 29V26L227 24V22L226 21H222ZM146 24V23H145ZM84 31L85 30H87V29H84V28H82ZM143 32V33H142ZM148 35V34H147ZM147 35H145L144 36V38H145V42H146V37H147ZM92 36V35H91ZM85 38V37H84ZM89 38V37H88ZM196 38H198V40H201V37H196ZM85 39H87V38H85ZM241 40L242 39H238V40H236V42H235V44H237V42L239 41V43H241ZM240 46V45H239ZM77 49V48H76ZM76 51V50H75ZM77 52L78 51H76V53H75V55H77ZM193 111H194V109L193 110H191V114L193 113ZM254 154V153H253ZM190 156V154H188L187 153V156ZM189 156L186 158V160L187 159H189ZM196 172V170L195 171H193V173H195ZM258 172H259V170H258ZM245 173L246 172H243V177L245 176ZM213 178H214V175H213ZM243 187H245V185H243ZM256 187H258V185L256 186ZM255 187V188H256ZM255 188L252 190V194L254 193V195H256V192H255ZM227 189H228V186H227ZM214 190H215V188H214ZM230 190V189H229ZM243 192H245V191H243ZM231 192H229L228 191V195L230 194ZM246 193V192H245ZM252 194H250L251 196H252ZM257 196V195H256ZM255 196V198H257V197H259V196H257L256 197ZM194 197V196H193ZM264 206L262 205V209H261V211L263 212L261 215H264ZM252 211V210H251ZM257 210H255L254 212L252 211V213L253 214H255V212H256ZM261 211H260V213H261ZM172 213H173V217H172V219L174 220L175 218H174V210H172ZM247 214V213H246ZM249 215H247L246 217H248ZM231 219H230V218ZM229 217H225L226 218V220L230 223V225L231 226H233V228L232 227H230L229 226V228H230V233H232V236H230L228 233H221V231H220V229H216V228H213L212 226L210 227V226H208V224L210 223V217H203V220H201V221H199L200 223L203 221V224L201 223V225L199 224V223H197L196 225H194L192 228H186V227H184L183 226V222H181V226L176 230V232L172 235V237L173 238H176V237H174V236H179L178 238H181L182 239V241H183V243L187 246V247H191V248H195L196 247V244L193 246V242H195V241H193V237H195L196 236V233L199 235V236H201L202 238H204V239H206V238H208V237H211L212 235H214L215 233H218L219 235H222L225 239H230L231 240V243L230 244H228V245H233L234 244V240L237 238V235H236V233H235V229H234V227H235V225L237 224V220L233 217V216H229ZM243 217H245L244 215H243ZM230 220H229V219ZM250 218H248L247 220H249ZM11 220V219H10ZM9 220V221H10ZM221 221H224L225 219L224 218H222V219H220ZM226 220H225V222H226ZM246 220V221H247ZM163 221V220H162ZM244 221V219L241 221V222H243ZM246 221H245V223H244V225H243V230H247V231H249V232H251V231H253L254 230V228L255 227H257L259 224H257L256 225V222L254 223V224H248V223H246ZM227 222V223H228ZM163 225H164V221H163ZM173 228V227H172ZM162 233H163V231H162ZM162 235V234H161ZM160 235V236H161ZM163 237V236H162ZM157 241V240H156ZM249 243V242H248ZM204 245V244H203ZM193 246V247H192ZM205 246V245H204ZM208 247V246H207ZM66 249H67V246L65 247V249H64V252H66ZM258 254H259V252H257Z\"/></svg>", "mask_w": 264, "mask_h": 264}]
</instances>
